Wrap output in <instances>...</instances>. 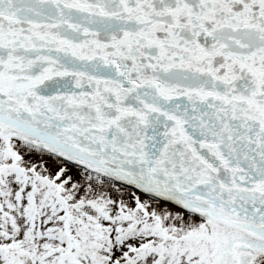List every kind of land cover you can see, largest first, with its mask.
<instances>
[{"label": "snow or ice", "instance_id": "1", "mask_svg": "<svg viewBox=\"0 0 264 264\" xmlns=\"http://www.w3.org/2000/svg\"><path fill=\"white\" fill-rule=\"evenodd\" d=\"M0 264H264V0H0Z\"/></svg>", "mask_w": 264, "mask_h": 264}]
</instances>
